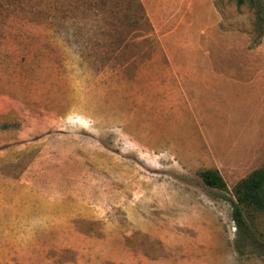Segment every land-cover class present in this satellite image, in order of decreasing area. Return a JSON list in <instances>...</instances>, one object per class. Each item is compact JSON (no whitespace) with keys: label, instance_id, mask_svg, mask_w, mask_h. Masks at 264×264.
<instances>
[{"label":"rangeland","instance_id":"rangeland-1","mask_svg":"<svg viewBox=\"0 0 264 264\" xmlns=\"http://www.w3.org/2000/svg\"><path fill=\"white\" fill-rule=\"evenodd\" d=\"M257 168L246 1L0 0V264H264L231 219Z\"/></svg>","mask_w":264,"mask_h":264},{"label":"trees","instance_id":"trees-1","mask_svg":"<svg viewBox=\"0 0 264 264\" xmlns=\"http://www.w3.org/2000/svg\"><path fill=\"white\" fill-rule=\"evenodd\" d=\"M246 1L255 10V26L261 32L264 28V2L262 0H236L237 4ZM202 182L218 189L225 188V181L215 169H203L199 172ZM233 200L231 219L236 228V248L239 252L247 245L264 251V240L259 241L255 230L249 223L245 212L264 211V168H257L238 180L232 188ZM259 236V237H258Z\"/></svg>","mask_w":264,"mask_h":264}]
</instances>
